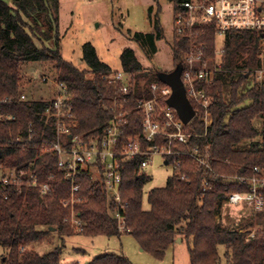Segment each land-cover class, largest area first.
<instances>
[{
    "label": "trees",
    "instance_id": "obj_1",
    "mask_svg": "<svg viewBox=\"0 0 264 264\" xmlns=\"http://www.w3.org/2000/svg\"><path fill=\"white\" fill-rule=\"evenodd\" d=\"M13 5L0 0V168L12 170L22 177L19 186L0 184V247L2 264H61L63 245L48 253L40 254L32 246L57 233L71 235L68 222L70 209L62 201L69 197V184L57 168V156L43 154V140H54L53 120L47 118L46 100L19 99L21 88L20 69L35 62H52L56 66L57 81L68 87L73 103L75 126L73 134L100 136L111 119L109 108L113 86L103 76L112 73L102 62L93 45L82 46L83 69L63 60L60 53L58 23L59 0H12ZM149 19L152 33H134V41L147 58L156 52V42L163 39L158 19ZM207 58L215 52V39L208 36ZM264 40L262 35L251 32L227 34L223 44L221 72L215 82L206 87L211 98L212 123L205 129L197 114L185 127L192 134L187 143L173 142L172 150L192 153L209 147V168L197 164L187 155L168 157V164L180 163L182 173L168 177L161 188H154L147 195L149 208H142L143 187L149 176L141 172L142 157L127 161L122 171V198L128 202L126 227L142 250L162 259L165 251L175 244L178 237L188 243L190 264H220L219 247L224 248V264H264V230L238 232L223 226L217 217L227 203L228 195L245 193L247 185L228 182L226 177L251 176L256 168L264 167V148L256 138L259 129L255 118L264 115V87L255 84L245 89L246 73L259 67ZM51 44V47L46 46ZM187 43L175 39L172 44L173 63L184 67ZM121 70L132 76L128 112L124 126L128 140L141 134L142 113L136 110V102L149 99L153 93L149 85L162 83L157 78L158 69L145 71L132 49H124L120 55ZM88 75H91L89 78ZM143 81V82H142ZM143 83V84H142ZM249 103L245 105V103ZM29 130L31 132L29 133ZM23 142L17 143V138ZM158 145H165L158 138ZM144 147L153 144L143 142ZM37 178L39 184H49L50 191L41 195L38 187L28 185V175ZM78 181L81 202L75 212L82 224L80 235L88 237L119 236L116 221L111 217L113 209L100 179L82 174ZM264 215V213H259ZM69 264H80L71 262ZM86 264H131L122 255L103 254Z\"/></svg>",
    "mask_w": 264,
    "mask_h": 264
},
{
    "label": "built area",
    "instance_id": "obj_2",
    "mask_svg": "<svg viewBox=\"0 0 264 264\" xmlns=\"http://www.w3.org/2000/svg\"><path fill=\"white\" fill-rule=\"evenodd\" d=\"M173 13V37L184 40L187 49L184 54V67L181 81L186 97L193 106L196 115L204 122L205 129L212 123L210 113L211 98L206 87L212 85L221 72V59L224 54L223 44L227 34L235 32H251L262 35L264 40V0H171ZM215 39V52L212 58H207L208 36ZM223 39L222 46L217 48L216 39ZM262 59L258 68L251 72L245 71L247 78H252L253 86L264 87V53L259 54ZM113 86V96L109 112L111 119L103 128L100 136L73 134L75 126L73 103L70 92L65 83L56 81L54 97L49 100L45 109L47 118L53 120L54 140H43L40 151L43 154L52 153L57 156V168L63 173L69 184V197L62 201L63 207L70 209L68 222L77 231L82 224L75 212V205L81 202L78 193L81 183L78 178L88 174L93 179H100L107 194L111 217L116 221L121 234H126V210L128 202L122 198V171L127 161L142 157L140 170H144L154 155L171 157L174 155H187L205 168H209V147L200 152L194 148L192 153L174 152L173 142L187 143L193 136L185 131L174 109L167 106L166 101L171 95L167 85L151 83L149 85L153 96L149 99L141 98L136 102V110L143 115L141 134L124 140V126L128 112L125 107L129 102L132 76L116 71L103 76ZM19 99L25 101L24 94ZM195 115V116H196ZM0 119L13 118L0 116ZM262 128L256 142L264 148V115L261 117ZM31 130H29V133ZM158 138H164L166 144L158 145ZM18 142H23L17 138ZM153 144L144 147L142 143ZM176 167L180 163H176ZM7 172L0 180L3 186H19L22 177L26 174L21 171L18 175L12 170ZM8 174V175H7ZM186 179L185 174L180 176ZM28 185L38 187L40 194L50 191L49 184H39L36 177L28 175ZM240 184L247 185L249 190L245 193L234 192L228 195L229 205H248L254 211L264 212V167L253 170L251 176H236L233 179Z\"/></svg>",
    "mask_w": 264,
    "mask_h": 264
},
{
    "label": "rangeland",
    "instance_id": "obj_3",
    "mask_svg": "<svg viewBox=\"0 0 264 264\" xmlns=\"http://www.w3.org/2000/svg\"><path fill=\"white\" fill-rule=\"evenodd\" d=\"M13 5L12 0H4ZM58 35L60 53L64 61L83 69L80 61L82 46L90 43L95 48L98 58L107 64L112 72L121 70L120 55L124 49H132L145 71L154 69L160 72H171L175 66L172 56L173 44V13L169 0H59ZM152 8L151 19H158L163 30V39L156 42V52L147 58L138 45L131 40L134 33H152L153 26L149 19V9ZM223 39H216L217 48L222 46ZM264 43V42H263ZM51 47V44H46ZM264 53V46L263 52ZM21 88L26 100H46L54 97L57 81L56 66L52 62H35L23 65L20 69ZM90 78L91 75H88ZM143 82V81H142ZM143 84V83H142ZM244 88L253 87L252 78H247ZM249 103H245L248 105ZM254 126L262 128L261 117L255 118ZM168 157L154 155L148 166L141 170L149 176V182L143 187L142 208L148 209L147 195L154 188L165 185L168 177L173 174L183 175L182 165H165ZM7 172L0 168V180ZM8 175V174H7ZM233 182V177H226ZM264 213V212H260ZM223 226L237 229L238 232L249 231L251 234L264 230V215H259L248 205H229L224 203L221 214L217 217ZM69 236L62 239L57 233L34 244L32 249L45 254L55 247L62 246L61 264L88 261L103 254L122 255L131 264H190L188 243L182 238L170 246L162 259L155 258L151 253L142 250L137 240L130 234L114 237H88L80 235L75 227L71 228ZM224 248L219 247L221 263ZM3 249L0 247V264H2Z\"/></svg>",
    "mask_w": 264,
    "mask_h": 264
},
{
    "label": "water",
    "instance_id": "obj_4",
    "mask_svg": "<svg viewBox=\"0 0 264 264\" xmlns=\"http://www.w3.org/2000/svg\"><path fill=\"white\" fill-rule=\"evenodd\" d=\"M181 73L182 66L178 64L171 72H158L157 78L162 84L171 89V95L166 101L167 106L175 110L183 125H188L194 119L196 113L186 97L181 81ZM164 164L167 165L168 162L165 161Z\"/></svg>",
    "mask_w": 264,
    "mask_h": 264
},
{
    "label": "crops",
    "instance_id": "obj_5",
    "mask_svg": "<svg viewBox=\"0 0 264 264\" xmlns=\"http://www.w3.org/2000/svg\"><path fill=\"white\" fill-rule=\"evenodd\" d=\"M80 61L82 62V60L80 59Z\"/></svg>",
    "mask_w": 264,
    "mask_h": 264
}]
</instances>
